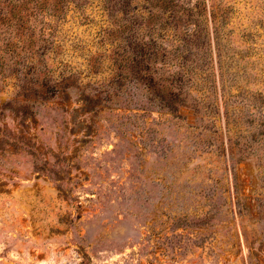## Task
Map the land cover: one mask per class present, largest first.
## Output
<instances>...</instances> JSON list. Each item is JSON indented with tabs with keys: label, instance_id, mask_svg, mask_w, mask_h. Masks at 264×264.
I'll return each mask as SVG.
<instances>
[{
	"label": "rangeland",
	"instance_id": "rangeland-1",
	"mask_svg": "<svg viewBox=\"0 0 264 264\" xmlns=\"http://www.w3.org/2000/svg\"><path fill=\"white\" fill-rule=\"evenodd\" d=\"M0 264H264V0H0Z\"/></svg>",
	"mask_w": 264,
	"mask_h": 264
},
{
	"label": "trees",
	"instance_id": "trees-1",
	"mask_svg": "<svg viewBox=\"0 0 264 264\" xmlns=\"http://www.w3.org/2000/svg\"><path fill=\"white\" fill-rule=\"evenodd\" d=\"M170 110L177 111V107H173V108L170 109Z\"/></svg>",
	"mask_w": 264,
	"mask_h": 264
}]
</instances>
